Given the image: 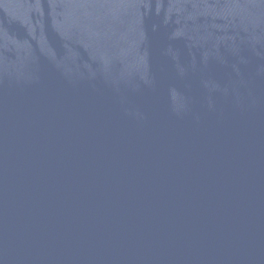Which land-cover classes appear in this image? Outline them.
Returning <instances> with one entry per match:
<instances>
[{
	"label": "water",
	"instance_id": "95a60500",
	"mask_svg": "<svg viewBox=\"0 0 264 264\" xmlns=\"http://www.w3.org/2000/svg\"><path fill=\"white\" fill-rule=\"evenodd\" d=\"M0 264H264V0H0Z\"/></svg>",
	"mask_w": 264,
	"mask_h": 264
}]
</instances>
